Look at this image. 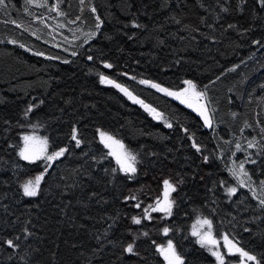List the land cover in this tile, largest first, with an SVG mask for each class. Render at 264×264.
<instances>
[{
	"label": "trees",
	"instance_id": "trees-1",
	"mask_svg": "<svg viewBox=\"0 0 264 264\" xmlns=\"http://www.w3.org/2000/svg\"><path fill=\"white\" fill-rule=\"evenodd\" d=\"M189 85L212 127L158 90ZM38 128L50 165L21 157ZM166 182L172 215L146 217ZM199 218L264 264V0H0V264H221Z\"/></svg>",
	"mask_w": 264,
	"mask_h": 264
},
{
	"label": "rangeland",
	"instance_id": "rangeland-1",
	"mask_svg": "<svg viewBox=\"0 0 264 264\" xmlns=\"http://www.w3.org/2000/svg\"><path fill=\"white\" fill-rule=\"evenodd\" d=\"M166 95L170 96L176 101L181 102L183 105L195 112L202 118L206 127H212V119L206 106L205 96L196 88L189 85L182 92H166ZM41 132L42 130L38 128L24 137L23 147L21 149V157L27 162L46 160L50 165L54 162V160L61 158L65 151L58 152L53 158H50L48 139L45 135H42ZM101 140L110 149L119 167L130 174H134L136 160L135 157L125 147V145L119 140L105 134H102ZM44 176L45 173H42L30 178L24 185V194L29 197L37 196L44 180ZM173 192V186L169 182L164 183L161 198H154L148 205L147 209L145 210L146 217H149L150 213L158 212L164 215V217L167 219L170 218L173 211ZM166 233L167 232L165 231L164 234L167 235ZM192 234L201 246H204L210 250L218 263L223 264L227 255H234L238 256L239 258L238 264H257L256 260L252 256L242 252L227 237L217 239L213 234L210 222L205 219L199 218L196 220L192 228ZM161 256L165 260L166 264L182 263L181 259L176 254L173 245L171 244L161 249Z\"/></svg>",
	"mask_w": 264,
	"mask_h": 264
},
{
	"label": "water",
	"instance_id": "water-1",
	"mask_svg": "<svg viewBox=\"0 0 264 264\" xmlns=\"http://www.w3.org/2000/svg\"><path fill=\"white\" fill-rule=\"evenodd\" d=\"M122 90H123L127 95L130 94L129 91L126 90L125 88H122ZM158 90H159L160 92H162L163 94H166V91H165L164 89L158 87ZM142 104H143V103L141 102V105H142ZM144 107H145V109H146L147 111L151 112L152 117L158 118V117L161 116L160 113H157V112L153 111L150 105L145 104Z\"/></svg>",
	"mask_w": 264,
	"mask_h": 264
},
{
	"label": "flooded vegetation",
	"instance_id": "flooded-vegetation-1",
	"mask_svg": "<svg viewBox=\"0 0 264 264\" xmlns=\"http://www.w3.org/2000/svg\"><path fill=\"white\" fill-rule=\"evenodd\" d=\"M179 102V101H178ZM181 103V102H180ZM182 104V103H181Z\"/></svg>",
	"mask_w": 264,
	"mask_h": 264
}]
</instances>
